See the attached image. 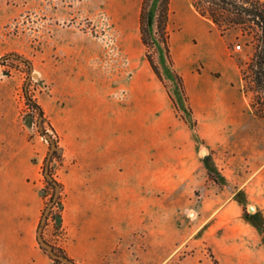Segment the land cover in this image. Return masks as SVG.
I'll return each instance as SVG.
<instances>
[{
    "label": "rangeland",
    "instance_id": "1",
    "mask_svg": "<svg viewBox=\"0 0 264 264\" xmlns=\"http://www.w3.org/2000/svg\"><path fill=\"white\" fill-rule=\"evenodd\" d=\"M131 1L0 0V264H57L43 249L38 227L51 165L66 192L58 219L66 234L55 239L51 222L41 231L75 264H214V258L219 264H264V119L249 107L240 75L255 50L256 28L233 26L221 34L177 0L180 26L173 20L170 28L180 33L170 38L167 28V55L156 27L159 0H150L149 50L166 92L182 96V108L174 99L176 109L168 94L172 118L198 147L184 174H173L169 186L154 191L146 232L143 224L117 238L115 209L74 165L73 141L56 111L65 106L66 75L76 72L74 43L87 46L89 59L80 62L95 68L104 61L107 68L108 60L92 54L99 48L105 58L110 45L124 44L122 31L128 30L146 58L142 0ZM53 151L61 163L49 160Z\"/></svg>",
    "mask_w": 264,
    "mask_h": 264
},
{
    "label": "crops",
    "instance_id": "2",
    "mask_svg": "<svg viewBox=\"0 0 264 264\" xmlns=\"http://www.w3.org/2000/svg\"><path fill=\"white\" fill-rule=\"evenodd\" d=\"M176 3L170 0L169 4L170 38L180 33L170 28L173 20L180 26ZM185 5L201 16L190 0H185ZM122 33L124 44L110 45L105 58L99 48L92 54L94 60H108L107 68H103L104 61L97 62L95 68L80 62L89 59L87 46L81 41L74 43L70 60H78L76 72L70 79L65 74V106L56 110L63 113L59 121L73 141L74 165L81 176L90 178L101 201L115 209L113 224L120 239L143 224L146 232L154 191L169 186L173 174L182 176L185 161L192 159L198 147L172 118V101L144 57L136 33ZM146 70L148 74L142 73ZM172 95L182 108L180 93Z\"/></svg>",
    "mask_w": 264,
    "mask_h": 264
},
{
    "label": "trees",
    "instance_id": "3",
    "mask_svg": "<svg viewBox=\"0 0 264 264\" xmlns=\"http://www.w3.org/2000/svg\"><path fill=\"white\" fill-rule=\"evenodd\" d=\"M195 10L204 18L211 21L221 34L233 26L252 27L257 29L256 47L250 58L244 66L240 67V75L243 81L242 91L249 96V107L253 114L264 119V5L260 0H190ZM150 0H142L139 27L141 40L148 48L145 56L157 78L165 85V81L159 64L149 50L154 46V41L150 38L148 28V10ZM170 0H159L156 13V27L162 34L160 42L164 45L167 55H169V33L167 31V22L169 18ZM175 78L183 90L182 77L176 71ZM166 86V85H165ZM168 91V90H167ZM168 94L170 95L169 91ZM174 104L175 101L170 95ZM177 109V106L175 104ZM56 159L61 163V155L53 151L49 160ZM43 208L39 220V238L44 244L43 249L48 250L50 258L54 263L59 264L60 259H64L72 264L76 262L67 253L65 247L57 242L51 244L43 236L41 224L51 222L53 226V236L55 239L62 238L66 232L58 219L62 216L64 209V200L66 196L64 183L58 177L56 168L52 165L47 169V176L43 183ZM55 197V199H54ZM54 199V200H53ZM51 201L49 211L46 209ZM214 264H219L214 258Z\"/></svg>",
    "mask_w": 264,
    "mask_h": 264
},
{
    "label": "built area",
    "instance_id": "4",
    "mask_svg": "<svg viewBox=\"0 0 264 264\" xmlns=\"http://www.w3.org/2000/svg\"><path fill=\"white\" fill-rule=\"evenodd\" d=\"M240 46H241L240 44H237V45H236V48H240Z\"/></svg>",
    "mask_w": 264,
    "mask_h": 264
}]
</instances>
